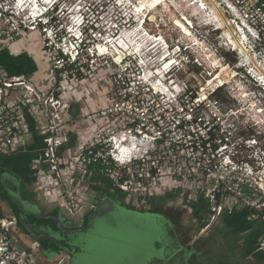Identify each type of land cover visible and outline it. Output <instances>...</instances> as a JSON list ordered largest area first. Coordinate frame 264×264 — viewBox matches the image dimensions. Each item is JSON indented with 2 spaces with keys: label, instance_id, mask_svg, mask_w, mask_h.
<instances>
[{
  "label": "rangeland",
  "instance_id": "1",
  "mask_svg": "<svg viewBox=\"0 0 264 264\" xmlns=\"http://www.w3.org/2000/svg\"><path fill=\"white\" fill-rule=\"evenodd\" d=\"M8 1L16 12L24 11L25 17H20L24 22L41 20L33 33L37 38L25 34L23 39L38 41L48 64V70L42 72L45 90L41 101L54 92L69 104V111L61 116L65 125L59 135L76 136L71 148L73 163L79 164L80 147L97 142L99 134L105 133L104 151L111 149L107 139L119 131L91 123L87 113L127 91L132 97L127 106L149 109L145 130L151 137L157 130L161 132L158 141L148 138L133 152L145 154L148 150L162 168L151 190H121L128 199H175L184 207L203 203L206 221L212 219L211 208L220 203L224 209L233 204V208L248 207L257 214L264 209V111L259 112L264 96L245 69L240 71L229 62L237 58L229 42L239 40L241 33L232 23L225 0H162L158 5L149 0H25L22 6L17 0ZM31 11L35 12L33 18ZM178 21L186 24L190 34ZM234 44L237 47V41ZM60 53L70 61L75 57L77 64L71 72L52 78L49 74L55 71V56ZM222 70L226 83L219 86L215 76ZM50 110L55 112L51 106ZM34 132L42 138L43 148L41 131ZM87 171L76 175L75 185L84 191L83 202L73 210L77 217L86 210L84 197H96L94 181L115 184V176L102 175L97 166ZM45 181L40 186H47ZM217 185L221 199L215 203ZM55 192L57 201L59 191ZM41 197L48 198L43 193ZM50 206L57 204L51 202ZM187 207L185 218L191 215ZM62 209L73 216L69 209ZM59 262L62 260L46 262L42 258L40 263Z\"/></svg>",
  "mask_w": 264,
  "mask_h": 264
},
{
  "label": "built area",
  "instance_id": "2",
  "mask_svg": "<svg viewBox=\"0 0 264 264\" xmlns=\"http://www.w3.org/2000/svg\"><path fill=\"white\" fill-rule=\"evenodd\" d=\"M225 1L227 10L232 16V23L241 33L240 39L237 40V47L232 41L229 42V46L231 45V49L237 54V62L234 66L240 71L245 69V75L254 85L259 86L258 89H261L264 96V0ZM24 2L25 0H17L16 4L22 6ZM12 6L14 5H10L8 0H0V47L17 42L25 34L37 30L41 24V20L40 22H24L23 18L20 19L24 11L16 12ZM30 15L33 18L35 12L31 11ZM46 44L49 46L50 43ZM66 60L68 59L60 55L55 56V71L64 68ZM74 60H76L75 57ZM42 91L22 77L9 76L0 64V153L12 152L24 143L23 136L27 131L32 133V130L27 127L29 123L25 119L26 113L41 123L37 130H40L43 135L44 147L32 161V168L37 175L38 191L48 197L46 200L48 204L54 202L61 209L63 207L69 209L70 214L75 216L74 211L79 206L78 203L83 202L81 198L84 192L75 185L76 175L79 171L87 172V169L93 166H100L102 174H113L115 185L122 191L151 190L150 186L156 183V177L162 168L151 159L148 150L145 154L133 152L134 148L139 147V144L148 138L156 141L161 138L159 130L154 132L157 135L153 137L150 131L145 130L148 123V108L140 105L127 106L126 102L132 97L130 92L126 91L119 93L121 98L112 97L105 107L87 113L91 123L103 126L104 130L107 127H109L107 130L112 128L113 132L115 130L119 133L108 137L107 140L111 145L108 152L102 147L106 140L105 133L99 134L100 139L97 142L82 145L76 157L79 164H75L71 161L73 158L71 148L62 149L64 145L69 144L70 137L59 135L60 129L65 125L62 126V113L69 111V104L62 99L61 95L58 96L54 92L51 93V97L42 102ZM50 106L55 109V112L50 110ZM263 111L264 106L259 109L261 114ZM134 114L137 116L135 119L132 118ZM137 119L139 121L135 123ZM127 140L130 143H126ZM42 181L48 185L40 186ZM219 181L220 179H217L218 183ZM218 187L219 185L216 186ZM57 190L59 197L55 201ZM214 190L217 191L214 196L217 200L220 189ZM52 196L53 199L50 198ZM84 198L87 203L86 210L94 207L93 199ZM233 207L232 204L228 208L232 210ZM222 209H224L223 203L212 207L216 213H220ZM260 212H264V209ZM261 218L264 221V213ZM15 225L14 217L0 216V264H38L37 245L23 246L15 232ZM259 249L264 250V235L261 236Z\"/></svg>",
  "mask_w": 264,
  "mask_h": 264
},
{
  "label": "flooded vegetation",
  "instance_id": "3",
  "mask_svg": "<svg viewBox=\"0 0 264 264\" xmlns=\"http://www.w3.org/2000/svg\"><path fill=\"white\" fill-rule=\"evenodd\" d=\"M31 170L20 173L0 168V175L5 179L0 191V215L15 218V232L23 246L37 245L38 264L42 258L46 262L61 259L63 264H231L232 252L245 253L247 250V238L250 237L259 249L264 235V226L255 213L253 217L252 209L247 208L243 216L237 215L253 231H239L229 222V217L235 213L228 208L220 213L211 208L212 219L206 221L207 206L189 203L191 215L185 218L187 206L175 199L146 196L131 200L115 184L106 186L101 180L93 182L94 207L80 217L70 216L63 209L57 213L58 207H48L41 197L35 171L32 167ZM10 196L19 199L36 215L20 212ZM102 197L112 198L115 205L105 216L87 220L89 211L100 208ZM178 212L182 214L178 215ZM56 214L65 229L58 227L54 218H49ZM20 215L28 219L38 234L52 239L48 237L47 243L32 242L21 228ZM81 225H86L84 232L67 231Z\"/></svg>",
  "mask_w": 264,
  "mask_h": 264
},
{
  "label": "crops",
  "instance_id": "4",
  "mask_svg": "<svg viewBox=\"0 0 264 264\" xmlns=\"http://www.w3.org/2000/svg\"><path fill=\"white\" fill-rule=\"evenodd\" d=\"M34 32L27 33L26 36H32L36 39L37 36L33 34ZM25 36V37H26ZM21 37L17 42L9 45H5L4 47H0V64L2 68L8 73L9 76H18L22 77L26 82L33 83L35 87L40 90L42 89L41 80L44 76L42 72L47 71L48 64L46 63V58L44 52L42 50V46H40L38 41H32V39H28ZM55 77V72L53 70L50 72L49 76ZM78 106V105H77ZM27 112V111H26ZM26 121L29 123L27 127L38 128L41 123L31 117L29 113L25 115ZM40 123V124H39ZM44 123V121H43ZM35 131V130H34ZM78 133V132H77ZM79 135V133H78ZM77 135V136H78ZM71 136V137H70ZM70 142L68 145L72 148V144H76L75 135L70 133ZM24 143L19 145L12 152L7 154L0 153V168L6 167L8 169H12L18 172H22L23 170H31L32 161L37 158L40 153L41 146V137L32 132H26L23 136ZM79 138V139H78ZM80 140V137H77ZM24 144V145H23ZM72 150V149H71ZM32 171V170H31ZM88 172V171H87ZM35 180L37 181V175L35 174ZM47 203V202H46ZM48 204V203H47ZM50 205V204H49ZM248 207L244 208H233V214L230 219V224L232 227L239 231H253V228L247 227L244 222L241 220V216L244 215V211H247ZM251 209V208H249ZM238 214V215H237ZM3 216V215H0ZM255 216L259 219L260 223L264 226V221L259 218V213H255ZM254 217V212H253ZM257 227V226H256ZM247 250L245 249V253L242 252H232L231 253V264H264V251L259 250L256 243L249 237L247 238Z\"/></svg>",
  "mask_w": 264,
  "mask_h": 264
},
{
  "label": "water",
  "instance_id": "5",
  "mask_svg": "<svg viewBox=\"0 0 264 264\" xmlns=\"http://www.w3.org/2000/svg\"><path fill=\"white\" fill-rule=\"evenodd\" d=\"M3 184H5V179L1 177L0 175V191H2L3 189ZM219 198V193H217V198ZM9 199L19 208V211L22 212V213H25L27 215H36L30 211H28L24 205L22 204V202L19 200V199H16L14 197H9ZM115 205L114 201L112 200V198H107V197H102L99 201V206L100 208L97 209V210H91L87 213V216H86V219L88 220H96L98 218H101L103 216H105L111 207H113ZM58 207V206H57ZM61 210L60 207H58L57 209V213ZM89 213H91L89 215ZM4 216H7V217H10V215H4ZM49 218H54L57 222H58V227H61V228H64V224H63V221L62 219H60L59 215L56 214V215H52V216H49ZM19 219H20V222H21V228L23 229L24 231V234H26V237L30 240H32V242H44V243H47L48 242V237L49 236H43V235H40L37 233V231L32 228V226L30 225V222L28 221V219L26 217H22L21 215L19 216ZM87 221L84 223L86 224ZM65 229V228H64ZM86 229V225H81L79 227H76L74 229H69L67 231L71 232V233H81V232H84V230ZM51 238V237H49ZM52 239V238H51ZM50 239V240H51ZM54 240V239H53ZM54 241H57V240H54Z\"/></svg>",
  "mask_w": 264,
  "mask_h": 264
},
{
  "label": "trees",
  "instance_id": "6",
  "mask_svg": "<svg viewBox=\"0 0 264 264\" xmlns=\"http://www.w3.org/2000/svg\"><path fill=\"white\" fill-rule=\"evenodd\" d=\"M56 8H57V5L55 6V9H56ZM48 12H49V11H48ZM54 19H55L54 16L51 15V13H50V20L53 21ZM77 54H79V51L77 52ZM60 56L64 57L65 59L67 58L63 53H60ZM225 56L227 57V59L230 58V53H225ZM236 60H237V58H231L229 62L235 63ZM76 64H77V60H74V61L66 60V63H65V65H64V68H63V69H62V68H61V69H56L55 74H57V76H58V78H59V76L61 75V72H63V71H70V72H71V71L74 69V67L76 66ZM57 94H58V93H57ZM31 130H32V132H34L35 128L32 126ZM41 146H43L42 138H41ZM69 146H70V145H64L62 149H66V148H68ZM97 167H98V168H101L100 166H97ZM102 175H103V174H102ZM101 178H103V176H102ZM105 190H106V189H105ZM252 211H253L254 213L257 212V211H254L253 209H252ZM263 213H264V212H259V218H260V219H262L261 217H262Z\"/></svg>",
  "mask_w": 264,
  "mask_h": 264
},
{
  "label": "bare ground",
  "instance_id": "7",
  "mask_svg": "<svg viewBox=\"0 0 264 264\" xmlns=\"http://www.w3.org/2000/svg\"><path fill=\"white\" fill-rule=\"evenodd\" d=\"M150 2H153L154 4L156 3V5H158L157 3H159L160 1H162V0H149ZM165 1V0H164ZM36 3V2H35ZM192 5H195V3L193 2L192 3ZM185 19V18H184ZM145 20V19H144ZM188 20V19H187ZM189 24V23H188ZM178 25L179 26H181V27H183V29H184V31L186 32V33H188V34H190V32L188 31V28H186L185 26H186V24H185V26L180 22V21H178ZM190 25V24H189ZM137 35V34H136ZM145 37V36H144ZM235 38V37H234ZM235 41H237V40H234V43H235ZM142 43V42H141ZM145 44V43H144ZM146 45V44H145ZM106 46V45H105ZM142 47V46H141ZM100 49L102 50L103 49V45L102 46H100ZM170 64V63H169ZM222 74H223V70L219 73V74H217L216 76H215V80H217L218 82H219V86L220 85H225V83H226V81L223 79V77H222ZM137 149H138V147H136ZM135 148V149H136ZM135 149H133V150H135Z\"/></svg>",
  "mask_w": 264,
  "mask_h": 264
}]
</instances>
